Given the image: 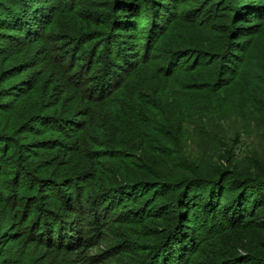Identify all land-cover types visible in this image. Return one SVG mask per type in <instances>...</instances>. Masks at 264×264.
Wrapping results in <instances>:
<instances>
[{
	"label": "trees",
	"instance_id": "1",
	"mask_svg": "<svg viewBox=\"0 0 264 264\" xmlns=\"http://www.w3.org/2000/svg\"><path fill=\"white\" fill-rule=\"evenodd\" d=\"M181 23L213 36L165 51ZM259 34L264 0H0L32 69L0 71V218L33 264H264Z\"/></svg>",
	"mask_w": 264,
	"mask_h": 264
},
{
	"label": "rangeland",
	"instance_id": "2",
	"mask_svg": "<svg viewBox=\"0 0 264 264\" xmlns=\"http://www.w3.org/2000/svg\"><path fill=\"white\" fill-rule=\"evenodd\" d=\"M65 1V0H64ZM69 1V0H67ZM143 23L146 22V18L142 19ZM9 32V31H6ZM14 32L15 31H10ZM15 34L18 35L16 32ZM213 36L212 32L207 31L205 28H201L199 26H190L185 23H181L175 26H172L168 29L166 34L161 40L163 44L164 50H168L170 47H175L177 45L189 46L193 45L196 42L203 44L204 42L209 43V39ZM10 43L7 41H0V46L7 47ZM16 48L11 47L5 53L0 55V71L2 69H6L9 66H24L23 71L10 79L11 81H15L20 78L29 77L32 73V69H25L28 66V60L26 58V54H29L27 51H21L20 53H16ZM30 52V51H29ZM242 54L238 51V55ZM196 59L197 57H193L192 55L186 56L184 55L181 58H178V65L186 64L188 62ZM206 58L200 57L199 60H205ZM264 59V34H259L253 37L251 42V46L249 51L246 53L245 62L243 66L250 69H254V71L258 68L260 63ZM253 71V70H252ZM190 74V73H189ZM229 76V75H228ZM191 79L186 72H180L174 78H171L168 83H166V91L172 92L174 88H179L182 86H187ZM10 82V81H8ZM6 216V213L4 217ZM0 221L5 225V229L1 230L0 237L1 245H0V264H33L36 262L37 258L44 252L42 247L37 246L35 243L29 244L26 249L22 248V244L20 241H13L14 233H16V227H12L9 224V221L6 218H0ZM7 225V226H6Z\"/></svg>",
	"mask_w": 264,
	"mask_h": 264
}]
</instances>
